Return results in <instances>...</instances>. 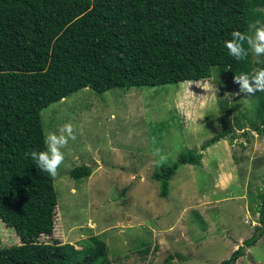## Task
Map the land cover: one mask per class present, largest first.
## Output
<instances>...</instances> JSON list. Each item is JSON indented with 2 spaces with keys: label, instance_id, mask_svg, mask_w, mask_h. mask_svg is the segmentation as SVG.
I'll return each instance as SVG.
<instances>
[{
  "label": "rangeland",
  "instance_id": "rangeland-1",
  "mask_svg": "<svg viewBox=\"0 0 264 264\" xmlns=\"http://www.w3.org/2000/svg\"><path fill=\"white\" fill-rule=\"evenodd\" d=\"M262 25L257 20L251 34ZM238 90L223 73L102 93L83 87L45 107V133L71 122L76 139L62 149L54 177L53 234L39 241L57 238L93 253L101 239L105 253L93 264H168V256L174 264H221L229 258L260 225L258 194L264 190V136L247 127L245 137L236 125L238 111L253 115L255 95L235 96ZM224 105L236 107L225 112ZM224 120L234 139L202 151L200 165H179L163 197L153 174L201 148L225 129ZM79 165L90 166L91 175L72 178ZM21 242L0 219V248ZM244 251L235 264H264V234Z\"/></svg>",
  "mask_w": 264,
  "mask_h": 264
},
{
  "label": "trees",
  "instance_id": "trees-1",
  "mask_svg": "<svg viewBox=\"0 0 264 264\" xmlns=\"http://www.w3.org/2000/svg\"><path fill=\"white\" fill-rule=\"evenodd\" d=\"M257 20L264 23V0H0V219L22 241L0 248V264H93L105 253L101 239L93 253L57 238L39 241L53 234L59 201L54 177L27 155L46 150L45 107L83 87L102 93L251 75L264 68L255 62L264 56L238 61L225 41L236 30L251 34ZM250 105L253 115L238 111L237 129L245 137L247 127L264 136V92ZM223 107L230 112L236 105ZM223 123L201 148L153 174L163 197L179 165H200L202 151L234 139L235 130ZM91 173L79 165L70 176ZM258 199L260 225L221 264H235L264 234V190ZM166 261L174 264L171 256Z\"/></svg>",
  "mask_w": 264,
  "mask_h": 264
},
{
  "label": "clouds",
  "instance_id": "clouds-1",
  "mask_svg": "<svg viewBox=\"0 0 264 264\" xmlns=\"http://www.w3.org/2000/svg\"><path fill=\"white\" fill-rule=\"evenodd\" d=\"M225 47L229 54L238 61L246 60L250 54L254 57L264 56V25L257 27L254 34L242 33L239 30L233 31L231 38L225 41ZM255 62L264 63L260 60ZM233 82L239 86L238 92L233 93L235 96H251L257 92H264V68L255 70L251 75L236 74ZM75 139L74 126L68 122L56 131L48 132L45 135L46 150L32 151L27 155L31 157L40 171L47 172L51 177H56L65 158L62 149L67 147L69 140L74 141ZM164 160L165 157L161 156L159 163Z\"/></svg>",
  "mask_w": 264,
  "mask_h": 264
}]
</instances>
